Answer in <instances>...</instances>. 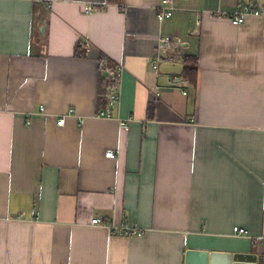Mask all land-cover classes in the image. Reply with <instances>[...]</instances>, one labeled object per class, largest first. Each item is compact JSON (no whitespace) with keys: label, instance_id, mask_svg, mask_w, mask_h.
I'll list each match as a JSON object with an SVG mask.
<instances>
[{"label":"crops","instance_id":"1","mask_svg":"<svg viewBox=\"0 0 264 264\" xmlns=\"http://www.w3.org/2000/svg\"><path fill=\"white\" fill-rule=\"evenodd\" d=\"M239 1L175 0L160 22L161 0H0V264H264V21L234 25ZM162 36L185 43L156 70ZM103 57L125 68L112 119L96 116Z\"/></svg>","mask_w":264,"mask_h":264},{"label":"built area","instance_id":"2","mask_svg":"<svg viewBox=\"0 0 264 264\" xmlns=\"http://www.w3.org/2000/svg\"><path fill=\"white\" fill-rule=\"evenodd\" d=\"M95 6L89 4L86 6V12H92ZM175 0H161L159 6L157 7V18L160 22L173 16L176 10ZM231 18L234 25H240L246 21L249 17H258L264 21V2L262 0H240L237 4V8L225 14ZM185 41L177 36H162L159 38L157 43V54L153 60V67L157 70L160 66V62L167 57V53L174 47H179L184 44ZM90 43L86 42L85 46L90 48ZM168 59L172 60L171 57ZM101 68L107 74L108 78L111 79V84L107 91V104L105 106H100L96 116L99 118H114L113 108L116 104L120 102L121 99V89H122V77L125 72L123 65L112 68L109 66V61L107 57H103L101 60ZM160 95V87L156 85L151 91L152 100H155ZM75 115V110L73 108L69 109L67 114L61 115L58 119V124L63 125L65 123V118L67 116ZM120 120L121 126L128 128L129 122L132 121V117L118 118ZM106 155L108 157L115 156L114 150H109ZM36 211H33V215H36ZM92 224L107 227L111 234L118 233L120 235H140L143 231L137 226H115L114 224H108L107 220L101 217H95L92 220ZM233 233L235 236H248L249 232L246 228L235 226L233 228ZM259 241L264 242V238H257Z\"/></svg>","mask_w":264,"mask_h":264},{"label":"water","instance_id":"3","mask_svg":"<svg viewBox=\"0 0 264 264\" xmlns=\"http://www.w3.org/2000/svg\"><path fill=\"white\" fill-rule=\"evenodd\" d=\"M44 31V28H42ZM186 264H258L254 253L209 252L207 250H189Z\"/></svg>","mask_w":264,"mask_h":264},{"label":"trees","instance_id":"4","mask_svg":"<svg viewBox=\"0 0 264 264\" xmlns=\"http://www.w3.org/2000/svg\"><path fill=\"white\" fill-rule=\"evenodd\" d=\"M109 3H118L122 2V0H108ZM76 55L84 56L85 53L82 49V45L80 43L76 44ZM185 68L183 71V76L187 78L193 85L197 84V72H198V57L197 56H187L185 57ZM111 84V79L105 77L102 78L100 83V105L104 106L107 103L105 97L107 95L108 87Z\"/></svg>","mask_w":264,"mask_h":264}]
</instances>
